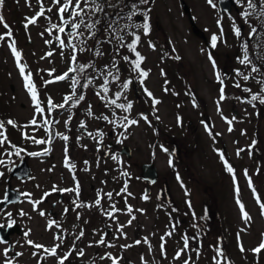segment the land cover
<instances>
[{
  "label": "rangeland",
  "instance_id": "1",
  "mask_svg": "<svg viewBox=\"0 0 264 264\" xmlns=\"http://www.w3.org/2000/svg\"><path fill=\"white\" fill-rule=\"evenodd\" d=\"M184 1L191 9L193 21L204 35V40L192 33L180 0H149L147 4L136 2L137 16L134 15L131 19L123 17L120 22L108 11L105 13L103 11L106 16L103 15L104 18L101 19V15H96L97 12L93 14L92 8L88 7L82 14L84 24L95 23L97 20L100 23L93 29H88L82 24L75 32L70 25H62L58 12L59 5L53 0H30V4L26 3V0H4L0 6V15L4 16L12 31L11 37L0 40V121L5 122V133L10 141V144L6 143L0 147V159L5 160V164L0 165V172L5 173L0 177V201L9 185L11 190L21 195L15 205L0 211L2 217L0 223L8 222L9 218L5 213L10 212L11 219L21 228L20 233L16 232L14 235V238L18 239L15 249L23 253L19 256L20 262L30 258V252L35 250L26 243L27 239L37 244L48 242V247L54 243L53 234L61 230L56 226L48 228L50 219L57 217L64 229L67 230L68 227L69 231L71 230L69 224L73 219L66 222L60 218L59 212L62 211L63 204L58 201L56 194L49 195L47 201L35 208L31 203L40 199L45 192H51L53 186L65 188L71 183L67 172L64 171L67 169L62 167L65 166L67 149L68 157L71 155L79 169L84 170L79 171L84 192H88L90 184L94 186L93 193H89L90 196L93 195V198L89 199L91 207L80 208L79 219L77 210L74 212L78 226L71 230L63 244V252L74 245L71 259H79L84 263L92 261V264H112V259L108 255L101 258L102 254L110 253L112 258L117 259L118 264H184L185 260H189L190 264H216L214 257L219 259L220 264H264V251L259 254L252 251V248H256L262 241L259 238L254 240L253 235L256 231H252L247 240L242 237L245 251H240L239 242L236 241L238 234L233 226L234 223L239 225L240 220L231 201L220 195L228 194L231 197L230 186L228 187L224 180L222 182L219 180L220 189L215 188L216 180L221 173L220 168L224 167L218 154L222 139L227 144L226 152L228 148L235 152L249 148L250 139L255 136L253 127L256 123H261L257 125L256 133L257 137H261L260 143L264 145L262 135L264 104L263 110H258L257 107L252 108L243 102L241 98L243 96L246 98L250 94L241 87L238 89L228 87L225 99L221 101L219 84L213 79L208 58L211 52L223 76L226 75L228 67L232 71L241 68L240 73L251 77L245 81L239 76L241 80L250 85L252 92L255 89L261 91L264 85L258 81H264V65L261 63L264 61L262 59L264 42L261 44V52H254L257 53L256 58L254 53L248 50L249 58L260 69L259 72L252 73L251 65L244 66L238 58L243 57L242 43L253 27L254 19L248 17L249 23L245 24L241 12L232 11L229 14L220 12L217 0H214L215 8L210 6L207 0ZM60 2L63 4L65 0ZM41 7L44 9V15L37 17L35 24H29L25 28L27 18L35 16ZM81 7H84L83 3ZM133 11L136 10L132 9L131 12ZM144 14L148 16L150 28L147 34L144 33L142 26H135L144 23ZM64 15L65 18H69V13ZM233 19L238 26L243 24L244 33L240 38L233 33ZM217 20H220L223 26V41L226 43L220 41L213 49L210 44L211 36L213 33L219 35L220 31ZM74 22L79 23L80 18H75ZM53 24L67 27L66 31L58 32L52 28ZM49 29L51 31H48ZM261 30H264V27L257 28L255 41L262 37ZM6 31L8 30L0 25V34ZM91 32L95 35H90ZM133 33L140 36L136 47L145 57L141 68L149 71L143 85L139 82V73L133 71L130 62L123 60L124 56L135 59L134 53L127 48V44L135 38ZM58 36L65 41L64 47H61ZM69 40L76 45L75 53L69 46ZM12 41H15L16 49L20 53V63L26 65L25 74L29 71L32 73L40 106L44 108L42 114L35 111L31 95L24 86L25 81L19 71L16 56L9 47ZM121 44L124 46L121 47ZM150 44L154 45V48L150 47ZM90 46H94V53L92 50L90 52ZM80 48L86 50L81 52ZM173 50L179 59L175 60ZM49 52L52 53L51 56L46 55ZM73 54L77 60L93 59L95 63L91 64L93 67L86 74L89 76L88 79L82 82L81 90L85 93V100L76 106H72L69 101L65 108H55L49 112L47 103L49 98L53 103L61 104L64 103L66 96L74 92L70 80L73 72H69V68H75L77 63V60L76 62L71 60ZM259 63L260 65H257ZM113 64L116 67H113ZM65 72L68 73L65 80L55 81L56 76ZM109 72L112 73L111 76L108 75ZM259 74L263 76L260 77ZM116 75L119 79L113 80L112 77ZM231 77L224 76L227 84L233 82ZM105 78L108 80L109 88L106 94L100 88ZM89 79L92 83L84 88L83 84ZM129 79L132 83L124 90L122 85ZM50 80L55 82L44 83ZM145 87L160 101L159 104L153 106L152 97H148L144 92ZM98 91L104 97L103 100L95 94ZM116 93H121L119 98ZM261 96L264 97L263 91ZM111 99H116L117 104L131 102L133 107L126 112L109 104L108 101ZM89 106L92 115H88ZM234 109L238 110L236 115L233 114ZM141 113L148 117L150 123L142 118ZM105 116L108 117L107 120L103 118ZM34 117L37 124L30 125L29 122ZM124 117L136 119L138 123L125 129L124 124L127 121ZM9 119L15 121L17 127L7 125L6 121ZM45 120L53 121L51 125H46ZM229 120L234 127L232 131H229L227 122ZM65 121H68L67 125ZM81 122L85 127H80ZM205 124L208 125V129L205 128ZM24 133L46 141L50 138L51 142L36 144L31 139H26ZM64 135L69 137L67 141L61 138ZM236 139L237 145L234 143ZM101 142L102 148L99 149ZM12 145L23 150L19 157L15 155V148H12ZM124 146L130 150L128 159L121 154ZM44 148L50 150L47 155L35 157L28 155L31 152H42ZM163 149L168 151L165 152ZM9 151L13 153L10 157L7 154ZM104 151L105 155H108L102 157ZM255 153L263 154L262 148L256 149ZM113 156L116 159H113ZM21 159L26 160L30 170L25 180L11 177L9 171L13 164H18ZM234 159L235 162L239 160L241 168L250 171L252 178L257 180L259 190L263 192L264 165L260 177L256 170L257 163L249 164L248 158L241 155L239 159L235 155ZM145 162L156 163L159 174L157 185L151 187L149 195L146 193L149 197L147 200L143 199L145 186L140 179V166ZM170 170L178 172L179 180L177 178L173 180ZM130 176L132 179L127 185L123 178ZM183 177L188 181H183ZM240 182L242 183V179ZM158 184L161 189L159 194L156 187ZM125 185L127 192H121ZM69 186L67 188H74L73 185ZM240 186L245 191V198L254 207L247 189ZM109 192L113 194L111 199L105 195ZM25 193H31V196L23 195ZM98 194L101 204L95 205ZM67 197L75 199L77 204L81 201L76 198L75 192ZM170 197L174 200V208L166 202ZM125 204L133 208L131 213L124 208ZM113 205L119 211L109 217L106 213L112 211ZM141 209L143 211H139ZM40 210L46 215L41 216ZM92 210L94 214L91 213ZM228 210L232 214L229 221L224 218ZM21 211L26 215H21ZM133 216L135 219H132ZM130 219L132 223L128 224ZM120 225L124 227L118 231ZM256 226L257 230L261 227L259 223ZM81 230L84 235L77 240L76 237ZM26 231L29 232L28 237L24 236ZM106 232L107 234H104ZM169 232L172 233L171 236L167 235ZM185 235L189 237V248L176 259V252L184 247ZM101 238L106 241L103 245L97 243ZM137 240L141 243L136 244ZM123 245L131 247H122ZM217 249H222L223 256L217 255ZM80 250H83V256L76 254ZM42 255L44 254L33 256L35 263L30 261L27 264H36Z\"/></svg>",
  "mask_w": 264,
  "mask_h": 264
},
{
  "label": "snow or ice",
  "instance_id": "2",
  "mask_svg": "<svg viewBox=\"0 0 264 264\" xmlns=\"http://www.w3.org/2000/svg\"><path fill=\"white\" fill-rule=\"evenodd\" d=\"M3 2L4 0H0V6L3 5ZM54 3H56L57 5H59V8H58V12L60 14V20L62 22V25H70V28L73 30V32H75L76 30L80 29L81 25L84 24V20H83V13H84V10L85 8H88V7H91L92 8V11H93V14L97 11L99 12H103L104 11V6L102 4H99L97 3V0H65V2L63 4H61L60 0H53ZM139 2L141 4H147L149 2V0H139ZM234 2L236 4H242L244 2V0H234ZM26 3H29L30 4V0H26ZM83 3L84 7L82 8L81 7V4ZM207 3L212 6L213 8L216 7V3H214V0H207ZM110 7H115L113 5H109ZM132 9L136 10V11H133L129 14V19H131L132 16L136 15L137 12H138V5L133 3L130 5ZM49 11H51V9H48ZM65 13H69V18H65ZM44 15V9L43 7H41V10L39 12L36 13L35 16L33 17H30V18H27V22L25 24V28H27V26L29 24H35L36 21H37V17L39 16H43ZM241 17L243 18L244 20V23L245 24H248L249 21H248V17L249 16H255L258 20H260L262 23H264V0H246V6L244 8V11H242L240 13ZM117 16H119V13H117ZM79 17L80 18V22L77 23V22H74L75 18ZM100 21L97 20L95 23H87V24H84V26L88 29H93L95 28L96 24H99ZM115 23V21L113 22ZM0 25H3V27L5 29H7L8 31H6L4 34H0V40H3L5 39V37H11L12 36V31L10 29V26L7 24V22L5 21V18L3 15H0ZM136 27H141L143 28V31L145 34H147L150 30L149 28V23H148V16L146 14H144V23L142 25H135ZM217 26L219 27V35L216 34V33H213L212 36H211V40H210V44H211V48L215 49L217 46H218V42L220 41H223V37H224V29H223V26L221 24V21L220 20H217ZM109 27L111 28L112 25L110 24ZM127 27V25L125 26ZM52 28L54 29H57L58 32L60 33H64L66 31V28L64 26H58L56 24H53L52 25ZM232 29H233V33L234 35L237 37V38H240L242 36V31H241V28L235 23V20L233 19V23H232ZM48 31H51V29H49ZM115 31V30H114ZM257 33V28L256 27H251V31L248 33V37L249 39L255 35ZM77 35H81L80 33H77ZM90 35L94 36L95 33L94 32H91ZM134 35V39L131 41V43L127 44V48L132 52L134 53L135 55V59H130L129 56H124L123 57V60L126 61V62H130L131 65H132V68H133V71L135 72H138L139 73V82L141 85L144 84V81L145 79L149 76V71L148 70H144L141 68V64L142 62L145 60V57L139 52L137 51V44L138 42L140 41V36L138 35H135V33H133ZM69 36H71V33H69ZM57 39L59 40V43L61 45V47H64L65 46V41L63 39H60V37L58 36ZM120 39L122 40L123 38L120 37ZM226 43V41H223ZM46 43H51V41H46ZM69 46H71V48L73 49V52L75 53L76 51V45L72 44L71 43V40H69ZM124 45L121 44V47H123ZM9 47L12 49V52L13 54L16 56V59H17V64H18V67H19V71L21 73V75L23 76L24 78V81H25V88L28 90V92L30 93L31 95V99L35 105V111L37 113H43L44 112V108H42L40 106V100L38 98V93H37V89H36V85L33 83V80H32V73L29 71L27 74H25V69H26V65L24 64H21L20 63V53L17 51L16 49V46H15V41H12V43L9 45ZM150 47H153L154 48V45H151L150 44ZM242 48H243V57L242 58H238L239 59V62L243 65H251V72L252 73H256V72H259L260 69L255 65L253 64L252 60L249 58V53H248V42L247 41H244L242 43ZM86 49L84 48H80L79 51L83 52L85 51ZM46 55L48 56H51L52 53L49 52L47 53ZM61 55H63V53H61ZM208 58L209 60L212 62L213 64V67L215 68V65H216V62L215 60L213 59V56L211 54V52H209L208 54ZM176 59H179V57H176ZM71 60L72 62H76L77 60V57L75 54H73L71 56ZM89 67H93V65H90V64H81L79 66V71L82 73L84 72V70L86 68H89ZM107 67V66H105ZM113 67H116L115 64H113ZM54 71V70H53ZM77 71L76 68H69V72H75ZM117 72H118V69H117ZM163 74V72H162ZM108 75H112L111 72L108 73ZM237 75L238 76H242L243 77V80L247 81L250 79V75H243L242 73L239 72V70H237ZM68 77V73L65 72L64 74L62 75H58L55 77V81H62V80H65L66 78ZM113 80H118L119 79V76L116 75V76H113L112 77ZM217 80L220 81V83L223 85V80L221 79L219 73H217ZM55 81H45L44 83L45 84H48V83H53ZM79 83V81L73 77L72 78V87L75 88L76 85ZM92 83V80L89 79L87 81V83L83 84V87L84 88H87L90 84ZM132 83V80L129 79V80H126L123 85H122V88L124 90H127L129 88V85ZM258 83H261V84H264V81H258ZM108 80L107 78L104 79V83L102 85H100V88L102 90L103 93H108L109 91V88H108ZM236 87H241V85L239 83H237L235 85ZM245 91H248V92H251V89H248V88H245L244 89ZM262 91H264V89H262ZM144 92L147 94L148 97H152V104L153 106L157 105L160 103L159 100L155 99L153 97V93L151 91H149L147 89V87L144 88ZM223 92H224V88L223 86L221 87V96H220V100H224L225 97L223 95ZM98 97H100L102 100L104 99V97L101 95V92L98 91L95 93ZM121 95V93H116V96L117 98H119V96ZM76 96V93L73 92L71 95H68L64 98V103H61V104H55L53 103V101L51 100V98L48 99L47 103L49 105V108H48V111L51 112L53 109L55 108H60V109H63L65 108V105L68 104L69 101H72L73 100V97ZM85 100V96L83 94L79 95L78 97H76V99L74 100V103H73V106H76V105H79L81 101H84ZM259 100V102L261 104H264V97H262L259 93L257 94H252L251 95V100L248 101L249 103H251L252 101H257ZM109 104L111 105H115L117 108H120V109H123L125 110L126 112L127 111H130L133 107L132 103L131 102H128V103H120V104H117V100L116 99H111L108 101ZM219 103V102H218ZM218 111H219V108H218ZM88 115H92V112H91V106H89V110H88ZM142 116V118L146 121V122H149L148 121V117L144 114H140ZM105 120L108 119V117H103ZM157 119H159V117H157ZM69 120H71V117H69ZM124 120L127 121L126 124H124V127L125 129H127L128 126L130 125H136L138 123V121L136 119H128L127 117H124ZM229 123V125H231L232 121L229 120L227 121ZM49 121L48 120H45L44 121V124H48ZM203 123V122H202ZM6 124L7 125H11L13 127H17L15 121L9 119L6 121ZM30 125H36L37 124V119L34 117L30 122H29ZM65 124L67 125L68 124V121H65ZM80 127H85L84 123L81 122V125ZM205 128L208 129V125L205 124ZM229 131H232V128L229 127ZM211 134V133H210ZM59 135V134H58ZM91 135V134H89ZM24 136L26 139H31L34 143L36 144H45V143H50L51 142V139L49 138V140H44V139H37L36 137L34 136H29L27 133H24ZM61 138L65 141H67L69 139L68 136L64 135V136H61ZM118 142H120L118 140ZM10 144V141L8 139V136L6 135L5 133V122L4 121H0V147H2L3 145L5 144ZM256 142L253 141V145L255 144ZM12 148H15V155L17 157H19L21 155V152L23 151L22 149H19V148H16L15 145H12ZM165 152H167L168 150L167 149H163ZM49 149L48 148H44L42 152H31V153H28V155L30 156H41V155H47L49 153ZM240 151H243L242 149L238 150L237 151V155H239ZM8 156L10 157L13 153L12 152H8L7 153ZM220 158L221 160L224 162L225 166H226V170L229 172V173H233L234 174V169L232 167L231 164H229V162L225 159L224 157V154L221 152L220 153ZM113 159H116L115 156H113ZM70 158L68 157L67 155V149H65V166L67 168H69L70 170L75 168V165L70 163L69 162ZM87 163V162H85ZM172 161L170 160L169 161V164L171 165ZM5 164V160L4 159H0V165H3ZM13 166H15V163L13 164ZM9 171L11 172L12 169H9ZM49 171H51V169H49ZM124 175H127V173H123ZM5 175V173L3 172H0V177H3ZM245 175L247 176V170H245ZM75 179V177H74ZM177 179L179 180V176H177ZM233 179H234V183H235V175L233 176ZM39 187V186H37ZM249 187L252 188L253 192H255V188L252 186V182H251V179L249 178ZM56 191H59V192H68V193H72V192H75L76 194V198L78 199L79 198V195H80V184H79V181H76L75 183V187L74 188H57L56 186H53V188L51 189V192H56ZM51 192H45L43 194V196L38 199V200H33L31 201V203L33 204L34 208L37 206V205H40L41 203L44 202V199L46 197H48L49 195H51ZM121 192H127V185H125V187H123L121 189ZM235 192L237 194V204L239 205L240 207V210H241V213H242V218L247 221V220H250V216L248 214L247 211H245V207L243 205V203L239 200V192H240V188L239 186H236L235 187ZM23 195H26V196H31V193H25ZM109 199H111L112 197V193L109 192V193H106L105 194ZM128 195H131V193H128ZM149 197L147 195H144L143 196V199L147 200ZM4 201H7V202H11L9 200V195H8V191L7 189L5 190V193H4V196L2 198V201L0 202H4ZM257 201L259 203V197H257ZM73 203L75 204V207L76 208H82L84 207L85 205L83 203H79V204H76L75 201H73ZM95 205H100L101 204V198L99 197V194H98V198L95 200ZM189 206H191L190 202H189ZM260 208H261V212H262V215H264V203H260ZM65 212L68 211L67 208H65L64 210ZM119 211V209H117L115 207V205L112 206V211H109L106 213V215H108L109 217H112L113 216V213L114 212H117ZM133 210H132V207L129 205L127 206V212L128 213H131ZM139 211H143L142 209L139 210ZM21 215H26V213H23L21 211L20 213ZM39 214L41 216H45L46 213L43 211V210H40ZM5 215L9 218L8 219V222L7 224H0V228H12L14 227L15 225V220L11 219V216L12 214L10 212L8 213H5ZM193 216H194V219H195V214L193 213ZM77 219H79V213L77 214ZM132 219H135V217L133 216ZM132 219H130L127 223L128 224H131L132 223ZM53 226H56V227H59V224L57 221L55 220H50L48 222V228H52ZM194 227L196 225H193ZM124 227V225H120L119 226V229H122ZM30 231V230H29ZM123 234V233H122ZM171 232L167 233L168 236H171ZM29 235V232H25L24 233V236L25 237H28ZM84 235V232L83 230L80 231L79 233V236L76 237V239H80V237H82ZM54 239H57V240H61V242H63V239L61 236L57 235L54 237ZM162 241H163V237L161 238ZM193 239H195V237H193ZM238 239H239V234H238ZM183 240H184V247L182 249H180L179 251L176 252L175 254V258L178 259L181 257V255L186 251L188 250L189 248V237L187 235H185L183 237ZM26 243L28 245H31L33 246L35 249H42L43 252L47 255V256H56L57 255V249L60 247V244H56L54 246H52L51 248H47L45 247L44 245L42 244H37L35 243L34 241H32L31 239H27L26 240ZM98 244H105L106 241L105 239L101 238L99 241H97ZM136 244H140L141 241L140 240H137L135 241ZM145 243H147V238H145ZM0 244H7V241L3 238V237H0ZM109 246H112V245H109ZM122 247H131V245H123ZM240 247V251L243 252L245 251L244 247L242 244L239 245ZM73 248H74V245H73ZM163 250H164V243L162 242L161 243V251L163 253ZM11 251V246L9 247H5L3 249V255L5 257V260H4V264H14V259L12 258H8L9 257V252ZM252 251L256 254H259L261 253L262 251H264V240L261 241V243L254 249H252ZM72 253V250L70 249L68 253H66L64 256H62L59 261H58V264H65V261H67L69 259V256L71 255ZM78 256H83L84 255V252L83 250H80L78 253H76ZM23 253L21 252H16L15 253V256L16 257H19V256H22ZM37 253L36 252H33V256H36ZM109 256V258L112 259V264H118V261L116 258H112L111 257V254H106ZM197 255H199V251L197 249ZM217 255L218 256H223V251L222 249H217ZM45 257L42 255L40 257L41 260H43ZM103 259V257H102ZM214 260H216V264H220V261L219 259H217V257H214L213 258ZM38 264H40V261L38 260ZM184 264H190V261L189 260H185L184 261Z\"/></svg>",
  "mask_w": 264,
  "mask_h": 264
},
{
  "label": "flooded vegetation",
  "instance_id": "3",
  "mask_svg": "<svg viewBox=\"0 0 264 264\" xmlns=\"http://www.w3.org/2000/svg\"><path fill=\"white\" fill-rule=\"evenodd\" d=\"M217 6H218V4H217ZM245 6H246V1H244L242 4H236L234 2L233 6H231L233 8L230 11V13L232 11H234L235 13L242 12V11H244ZM219 11L225 13L224 11H221V10H219ZM249 17H252L254 19L252 21L254 27H256V28H258V27L259 28L264 27V23H262L260 20H258L255 16H249ZM188 21H189V18H188ZM239 27L241 28L242 35H243V33H244L243 24H240ZM191 31H192V29H191ZM192 33L195 36H199V37L202 38V40H204V35L203 36L197 35L193 31H192ZM260 33L262 34V37L259 38L258 41H255L254 40V38H255L254 35L250 39H249L248 35L245 36V41L248 42V50L252 54L254 52H257V51L258 52H261V48H262V45L261 44L264 42V30H261ZM173 54L176 57L177 53H176L175 50H173ZM255 55H257V53H254V57L256 58ZM262 59L264 60V57ZM175 60H176V58H175ZM209 62H210V66H211V69H212L213 79H215V81L219 84L218 85L219 98L221 96V87L222 86L224 88L223 95L226 94V89L228 87H234V88H237L238 89V87L235 86L237 83H239L241 85V89L242 90H244L245 88L250 89L249 88L250 85L247 84L246 82H243L241 80V78L237 75V71H232L228 66H227L228 67V70L226 71V75H224V76H226V77L232 76L231 78H232L233 82L231 81L230 84H227V79L226 80L224 79V76L222 75V73L220 71L221 68H219V65H218L217 61L215 60V62H216L215 68L213 67L212 62L211 61H209ZM261 63L264 65V61L261 62ZM257 65H260V63L257 64ZM244 66H246V65H244ZM240 69L241 68L238 69L239 72L242 71V69L241 70ZM217 73H219L221 79L223 80V85L220 83V81L217 80ZM259 75H260V77L263 76L262 74H259ZM252 78H254V76H252ZM263 89H264V87H263ZM261 92H262V90L259 91V90H256L255 89V90H253V92L252 91L251 92H248L250 94V96H247L246 98H245V96H243L241 98V100L243 102L251 105L252 108H256L257 107L258 110H263V106L259 102V100L252 101L251 103L248 102V101L251 100V95L252 94L259 93L261 95ZM144 113H145V111H144ZM237 113H238V110L234 109L233 110V114L236 115ZM208 124H209V122H208ZM259 124H261V123H256V126L253 127V133H254L255 136H254L253 139H250L251 142L249 144V148H243L242 149L243 151H240L239 155H237V153H236L237 151L235 152V150H232L231 148H228V150L226 152L227 144H225V140L224 139L221 140L220 147H219L220 149L218 151V154L219 155H220L221 152L224 154L225 159L229 162V164L232 163V166H233V169H234V174L231 173V175H229V172L226 170L225 164H223L224 167L220 168L221 169L220 170L221 173H220V176H218V178L216 180L215 188L217 189V187H218V189H220V184L218 185L219 180L221 182H222V180H224L227 183L228 187L230 186V188H231V190H230V193L232 195L231 197L228 194H226V195L220 194V195L224 196L226 199H228V200L231 201L232 205H234V207H235L238 220H240L239 221V225L238 224L235 225V223L233 224V226L235 227V229L237 231V234H239V239L238 238L236 239V241L239 242L238 243V246L240 244L244 245L243 244V238L245 240H247L249 238V235L252 233V231H256V234L253 235L255 237L254 240L257 239V238H259V240H264V215H262L261 208H260V203H264V191L262 192L261 189L259 190V187H258V184H257V180L254 179V178H252V175L250 174V171H248V169L241 168L239 166V160L235 162V159H234V156L235 155L238 156V159H239V157L241 155L244 158H248L249 164H252L253 162H255V164L257 163L256 164V170H257L259 176L261 177L262 172H263L262 166L264 165V145H263V143H260L261 137H259V136L257 137L258 134L256 133V127ZM263 124H264V122H263ZM228 126L231 127L232 129L234 128L232 126V123H231V125H229V123H228ZM262 135H263V139H264V130H263ZM253 141L256 142L254 145H253ZM234 143H235V145H237V139L234 141ZM102 144H103V142H101V144L99 146V149L102 148ZM232 145H234V144H232ZM112 148H113V146L111 147V150H112ZM232 148L234 149L233 146H232ZM258 148H262L263 154H256L255 153V150L258 149ZM105 152L106 151H104V153L102 154V157H103V155H105ZM129 152H130V150H129ZM107 155L108 154H106L105 156H107ZM256 156H257L258 159L255 158ZM69 157H70L69 162L72 163V164H74L75 167L78 168V169L77 168H73V169L70 170L69 168H67L65 166H62V167H64V168L67 169V170H64V171L67 172L68 178L71 181V183L69 185H73V187H75L76 181H79V184H80V195H79V199L78 200H81L80 203H83L85 205V207L86 206L87 207H89V206L91 207V204L89 202V199L90 198H93V195L90 196L89 193H91V194L93 193L94 186L92 184H90L89 185L88 192L87 193L84 192L83 186H81V180H80V177H79V171H84V170H80L79 169L77 162L72 159L71 155H69ZM128 158H130V157H127V159ZM230 161H231V163H230ZM148 164H153L154 167H155V169H156V172L158 173L157 167H156V163H154V162H145V163H142V165L140 166V179L142 180V182L144 183V186H145L144 194L143 195H146V193H148V195H149V193L151 191V187L153 185H155V184L157 185V183L159 181V174H157V178L152 183L148 179H145V178L142 177V172H143L142 166L143 165H148ZM245 170H247V176L245 175ZM170 171H172V170H170ZM222 175H224L225 177H223ZM234 175H235V183H234V179H233V176ZM238 175H239V179H238ZM177 176H178V172L172 171L173 180L175 178H177ZM74 177H75V179H74ZM13 178L19 179V180H25L24 178H16V177H13ZM249 178L251 179L252 186L255 188V192H253L252 188L249 187ZM131 179H132V176L127 177V178L125 177V178H123V181L128 185V183L131 182ZM182 179H183V181L184 180H187L188 181V179L186 177H185V179H184V177ZM240 179H242V183L240 182ZM69 185H67V187H70ZM240 185H242L243 187H245V189H247V192L250 194V196H251V198H252V200L254 202V207H253L252 203L251 202H248V200L245 198V191L242 190V188H241ZM236 186H239V188H240L239 200L243 203V205L245 207V211L248 212V214L250 216V220L245 221L242 218V213H241L240 207L237 204V194L235 192V187ZM67 187L65 186V188H67ZM156 187L158 188V192L157 193L159 194L161 192V189L159 187V184ZM221 188H223V187H221ZM55 194L58 197L57 198L58 201L61 204H63L62 205L63 206V209H62L61 212H59L60 218L63 219L64 221H66V222L68 221V219H73V221L70 222V224H69L70 229L73 230V228H75V227L78 226V222H77V219L75 218L74 212H76V210H77V213H79V209L80 208H76L75 207V204L73 203V201H75V203L77 204V202H76L75 199H70L69 197H67L70 193H68V192H57V191L56 192H51V195H55ZM257 197H259V203L257 201ZM47 200H48V197H46L44 199V201H47ZM166 202L169 203L170 206L174 208V200L171 199V197L168 200H166ZM11 205H15V203L10 204V205H8L6 207H1V204H0V211L7 209V207H9ZM127 206H129V205L125 204L124 208L127 209ZM65 208L68 209L67 212L64 211ZM82 208H84V207H82ZM209 209H208V211H209ZM91 213L94 214V211L92 210ZM79 215H81V214H79ZM224 218H225V220H228V221L232 219V214H231L230 210H228L227 213L224 214ZM1 219H2V217H0V222H1ZM50 220L57 221L58 224H59V227H57V228L61 230V231L57 230V232L53 234V237L59 235V236L62 237L63 242H61V240L54 239V243L51 244L49 247H48V242L47 243L42 242L40 244L44 245L47 248H51L52 246H54L56 244H60V247L57 249V254L60 253L61 254L60 256H58V255H56V256H47L43 252L42 249H35L34 251H31L30 252V255H29L30 258H26L25 260H23V261L20 262L19 257H16L15 256V253L18 252V249H15V247L18 244V239L17 238H14V235L16 234V232L17 233H20L21 228L17 225V223H15L14 227H12V228H7V227L2 228V229L0 228V231L2 230V232H0V237H3L7 241V244H0V257H1L0 264H4V260H5V257L3 255V249L5 247H9V246H11V251L9 252V257L8 258L14 259V264H27L30 261H32V262L35 263L34 258H33V252H36L37 255H41L43 253L44 254L43 256L45 257L43 260L37 259L36 264H38V260L40 261V264H58L59 259L62 256H64L66 253H68L70 249L73 252V249H74L73 246H71V248L69 250H66L65 252H63V250H64V246H63L64 241L69 236V234L71 233V230L69 231L68 227H67V230L64 229L63 228V224L57 219V217H56V219H50ZM258 223L261 225V227H258V230H257V226L256 225ZM2 224H5V223H2ZM104 234H107V232L104 233ZM71 256H72V253L69 256V259L67 261H65V264H92V261H86L84 263L83 261H81L79 259L78 260L71 259L70 258ZM102 257L105 258L106 257V254H102L101 258Z\"/></svg>",
  "mask_w": 264,
  "mask_h": 264
},
{
  "label": "water",
  "instance_id": "4",
  "mask_svg": "<svg viewBox=\"0 0 264 264\" xmlns=\"http://www.w3.org/2000/svg\"><path fill=\"white\" fill-rule=\"evenodd\" d=\"M232 5H233V0H218V6L220 7L219 9L221 11H229ZM181 6L183 12L189 18V23L192 28V31L197 35L203 36L202 32L198 29V27L193 21V18L191 16V9L188 7V5L185 3L184 0H181ZM121 153L126 154L127 157L130 156L129 149L126 146L122 148ZM142 168H143L142 177L148 179L151 183L154 182L158 174L156 172L154 165L153 164L143 165ZM11 169H12L11 171L12 177L25 178L29 176V172H30L29 166L27 165L26 160L24 159H21L19 163L15 164V166H12ZM6 189L8 191L9 200L11 202L5 201L2 203L3 206L9 203H15L16 200H18V198L21 197L18 192L11 190L10 185L7 186ZM0 232H2V230Z\"/></svg>",
  "mask_w": 264,
  "mask_h": 264
},
{
  "label": "trees",
  "instance_id": "5",
  "mask_svg": "<svg viewBox=\"0 0 264 264\" xmlns=\"http://www.w3.org/2000/svg\"><path fill=\"white\" fill-rule=\"evenodd\" d=\"M136 2L138 4L140 3L139 0H97V3L102 4L104 6V13L106 11H108L109 13H111L113 15V18L119 22L121 20H123V17H124V19L129 17V14L132 11V8L130 5L133 3H136ZM109 5H113L115 7H110ZM117 13H119V16H117ZM96 15H101L100 16L101 19L104 18V16H106V14H103V12H99V11H97ZM103 39H101V40H103ZM93 49H94V46L93 47L90 46V52H91V50L93 52ZM92 63H94L93 59H91L89 61H85V59L77 60V64L75 67L77 69V71L73 72L71 76H72V78L75 77L79 81V83L76 85L77 88H80L79 92L82 91L81 90L82 82L84 83V80L88 79V77H89V76L87 77L86 74H88L89 71L92 69V67L86 68L84 70V72L81 73L79 71V66L81 64H90L91 65Z\"/></svg>",
  "mask_w": 264,
  "mask_h": 264
}]
</instances>
